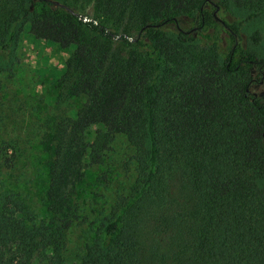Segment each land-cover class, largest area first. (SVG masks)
I'll return each instance as SVG.
<instances>
[{
	"label": "trees",
	"instance_id": "obj_1",
	"mask_svg": "<svg viewBox=\"0 0 264 264\" xmlns=\"http://www.w3.org/2000/svg\"><path fill=\"white\" fill-rule=\"evenodd\" d=\"M218 8L250 20L264 0H0V54L37 23L74 50L60 83L81 101L44 134L45 217L1 184L0 264H264V58ZM121 135L135 180L91 210L78 183ZM5 141L1 176L19 153Z\"/></svg>",
	"mask_w": 264,
	"mask_h": 264
},
{
	"label": "rangeland",
	"instance_id": "obj_2",
	"mask_svg": "<svg viewBox=\"0 0 264 264\" xmlns=\"http://www.w3.org/2000/svg\"><path fill=\"white\" fill-rule=\"evenodd\" d=\"M213 9L208 3L206 10L213 12ZM216 13L230 23L242 22L241 50L255 52L264 58V15L248 20L249 12L238 8L232 13L218 8ZM196 24L197 20L192 18L183 22L188 29ZM35 26V22H26L13 49L0 54V138L6 140L2 147L9 150L7 158L14 159L16 151L19 152L15 162L17 168L0 175V188L4 179L17 185L19 192L27 195L37 215L43 218L46 212L42 196L46 190L45 164L48 160L44 134L55 120L78 109L81 101L64 95L66 90L60 83L66 61L74 50L39 39L34 34ZM256 32L260 33L259 42L253 38ZM256 90L263 91L264 85ZM131 155L126 138L118 136L106 152L103 163L87 168L77 186L79 200L91 210L102 211L115 202L122 191L128 192L135 180L134 170L130 169ZM105 175L107 181L101 179ZM83 230L84 226H80L72 235L73 252L83 240Z\"/></svg>",
	"mask_w": 264,
	"mask_h": 264
},
{
	"label": "water",
	"instance_id": "obj_3",
	"mask_svg": "<svg viewBox=\"0 0 264 264\" xmlns=\"http://www.w3.org/2000/svg\"><path fill=\"white\" fill-rule=\"evenodd\" d=\"M84 19H85V20H90V18H89V17H86V16L84 17Z\"/></svg>",
	"mask_w": 264,
	"mask_h": 264
}]
</instances>
